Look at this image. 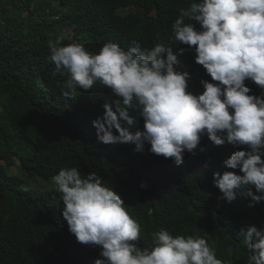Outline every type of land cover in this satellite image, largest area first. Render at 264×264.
Returning a JSON list of instances; mask_svg holds the SVG:
<instances>
[{"label":"trees","instance_id":"obj_1","mask_svg":"<svg viewBox=\"0 0 264 264\" xmlns=\"http://www.w3.org/2000/svg\"><path fill=\"white\" fill-rule=\"evenodd\" d=\"M193 2L199 0H0V264H94L102 258L100 246L81 244L69 232L56 188L26 187L21 177L23 172L47 179L73 166L82 176L96 172L120 194L140 224L138 248L153 243L156 231L173 227L175 234L205 238L218 253L232 248L241 255L234 242L237 231L252 225L254 215H263L262 201L249 206L250 197L238 196L229 202L213 182L214 172L239 174V169L227 168L216 153L203 149L202 137L194 154L184 152L180 165L152 154L147 143L136 151L133 143L100 142L92 122L116 97L100 84L64 97L67 76L56 73L49 59V40L82 41L92 53L107 41L125 49L132 40L149 48L171 43L172 23ZM125 8L136 11L138 19L121 12ZM190 22L200 30L198 22ZM64 23L74 24L71 39ZM172 46L184 49L188 85L203 87L204 76L187 63L196 55L194 47ZM128 111L134 123L125 126L131 132L142 129L138 110ZM32 125L40 131H31Z\"/></svg>","mask_w":264,"mask_h":264},{"label":"clouds","instance_id":"obj_2","mask_svg":"<svg viewBox=\"0 0 264 264\" xmlns=\"http://www.w3.org/2000/svg\"><path fill=\"white\" fill-rule=\"evenodd\" d=\"M171 32V43L149 48L132 40L125 49L107 41L96 53L82 41L49 40V59L56 73L67 76L64 97L75 98L77 89L96 84L116 97L92 122L100 142L133 143L136 151L147 143L152 154L180 165L184 152L194 154L202 137L203 149L216 153L227 168L239 169V174L214 172L213 182L229 202L238 196L250 197L249 206L262 201L263 215L237 231L241 255L232 248L218 253L205 238L175 234L173 227L156 231L153 243L138 248L140 224L120 194L96 172L82 176L75 166L52 178L62 218L77 242L100 246L102 258L94 264H264V0L193 2L179 10ZM178 43L194 47L196 55L187 63L200 70L203 87L188 85L184 49L172 46ZM129 108L143 118V128L135 132L127 127L134 123Z\"/></svg>","mask_w":264,"mask_h":264},{"label":"rangeland","instance_id":"obj_3","mask_svg":"<svg viewBox=\"0 0 264 264\" xmlns=\"http://www.w3.org/2000/svg\"><path fill=\"white\" fill-rule=\"evenodd\" d=\"M41 1V0H40ZM54 1V0H52ZM37 8L36 5H33L32 6V10L34 11L35 9ZM125 13L126 16L128 17H132L134 19H138V17L134 16L136 11H126ZM27 14V13H26ZM152 12L151 11H146L145 12V15L147 16H152ZM40 16V15H39ZM32 19H37L38 15H31ZM64 28H65V36L66 38L68 39H71L72 38V35H73V32H72V27H73V24H65L64 23ZM81 37V36H80ZM31 131H34L35 133H38L40 131V128L38 125H32V130ZM34 135V133H33ZM21 177L22 179L24 180V183L26 185V187H30V188H33V189H44V188H48V187H55L54 183H53V177H49L47 179H44L42 177H39L37 175H32V176H28L26 177V175L22 172L21 174Z\"/></svg>","mask_w":264,"mask_h":264}]
</instances>
